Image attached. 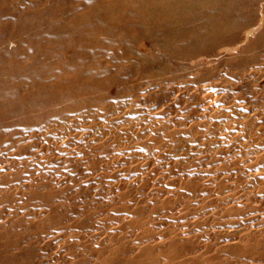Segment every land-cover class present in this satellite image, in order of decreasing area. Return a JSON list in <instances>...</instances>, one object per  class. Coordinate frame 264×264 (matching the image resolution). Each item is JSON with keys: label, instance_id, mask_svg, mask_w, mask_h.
<instances>
[{"label": "rangeland", "instance_id": "1", "mask_svg": "<svg viewBox=\"0 0 264 264\" xmlns=\"http://www.w3.org/2000/svg\"><path fill=\"white\" fill-rule=\"evenodd\" d=\"M0 264H264V0H0Z\"/></svg>", "mask_w": 264, "mask_h": 264}]
</instances>
